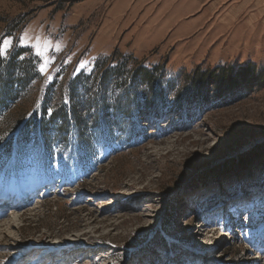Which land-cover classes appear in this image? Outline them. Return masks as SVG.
Masks as SVG:
<instances>
[{
	"label": "rangeland",
	"instance_id": "1",
	"mask_svg": "<svg viewBox=\"0 0 264 264\" xmlns=\"http://www.w3.org/2000/svg\"><path fill=\"white\" fill-rule=\"evenodd\" d=\"M26 32L58 46L50 60L38 56L40 69L49 66L21 102L28 110L48 85L64 91L116 49L165 63V82L178 86L198 65L264 69V0H0V40ZM135 121L141 136L123 120L127 133L117 127V139L88 154L2 148L0 213L23 198L37 206L10 235L62 252L19 260L25 248L0 241V264H264V79L182 114L142 110ZM95 216L104 221L87 225Z\"/></svg>",
	"mask_w": 264,
	"mask_h": 264
},
{
	"label": "trees",
	"instance_id": "2",
	"mask_svg": "<svg viewBox=\"0 0 264 264\" xmlns=\"http://www.w3.org/2000/svg\"><path fill=\"white\" fill-rule=\"evenodd\" d=\"M165 67V63L146 65L116 49L100 56L90 73L74 75L64 91H56L55 81L48 85L39 106L28 110L20 105L42 78L40 59L30 50L12 47L0 55V151L8 146L10 155L16 143L21 152L32 142L47 154H88L100 143L117 139V127L127 133L123 120L133 124L132 129L141 136L135 118L142 110L152 115L182 114L190 104L207 105L255 77L264 79V69L257 73L253 63L238 69L225 64L213 68L198 65L178 86L174 80L165 82ZM14 132L15 141L5 138Z\"/></svg>",
	"mask_w": 264,
	"mask_h": 264
},
{
	"label": "bare ground",
	"instance_id": "3",
	"mask_svg": "<svg viewBox=\"0 0 264 264\" xmlns=\"http://www.w3.org/2000/svg\"><path fill=\"white\" fill-rule=\"evenodd\" d=\"M36 190V189H35ZM35 190H30V191H25V190H21L22 194L27 193L26 198H29L28 196L33 194ZM21 194V196H22ZM1 196V195H0ZM30 200L32 199H28L25 200L24 198L21 200V204L18 205L17 201L14 202H5V204L3 205V211L0 213V241H7L10 244V247L12 246V251L16 248H25L26 251L23 252V254L19 257V260L24 259L25 256L30 255L31 253H34L36 251H40L42 249H46L45 255H50V256H57V254L59 252H62V249H58L57 251L54 250H48L47 251V246L43 245L41 247H38L37 249H30V248H26L25 246L22 245V242L17 241L12 235H10V233H12V230H14L16 227L15 224H17V220L22 218L24 215H26L28 212L35 210L37 206L32 207L30 204L35 203V199H33L31 202ZM39 203V202H38ZM104 221V219L98 216H95L94 218L90 219L89 221H87V225H93L95 223ZM20 228V226H19ZM101 227H94V230L97 231V229L99 230ZM87 232L82 233L78 238L72 239L70 241H68L69 245L71 246L72 244L75 243H83V236H86ZM47 235L43 234V239L46 238ZM35 242V241H33ZM7 243V245L9 246V244ZM37 243V242H36ZM262 243H264V240L262 241ZM44 244V243H41ZM36 246H40V245H36ZM260 264V263H259Z\"/></svg>",
	"mask_w": 264,
	"mask_h": 264
},
{
	"label": "snow or ice",
	"instance_id": "4",
	"mask_svg": "<svg viewBox=\"0 0 264 264\" xmlns=\"http://www.w3.org/2000/svg\"><path fill=\"white\" fill-rule=\"evenodd\" d=\"M14 39L21 45H30L35 51L36 55L44 57L46 61L51 59V57L46 55L47 50L49 48H58V46L52 44V42L47 37L43 35L29 36V34L26 32L18 38L8 36L7 38L0 40V55H5L12 48ZM48 66V63L46 62L40 70L45 72L47 71Z\"/></svg>",
	"mask_w": 264,
	"mask_h": 264
}]
</instances>
